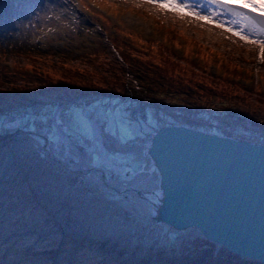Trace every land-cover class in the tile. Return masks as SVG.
<instances>
[{
    "label": "trees",
    "instance_id": "trees-1",
    "mask_svg": "<svg viewBox=\"0 0 264 264\" xmlns=\"http://www.w3.org/2000/svg\"><path fill=\"white\" fill-rule=\"evenodd\" d=\"M5 2L8 3L6 11ZM27 2L30 0H0V123L6 117H27V121H31L33 116L44 117L47 109H53L57 105H62L61 117L65 109L81 102L89 105L92 101L109 96H117L125 101L128 93L126 71L117 61H110L108 55L106 57L102 37L91 23L93 18L108 26L105 32L107 38L118 52L121 62L142 86L141 93L147 102L161 94L182 95L187 101H193L198 96L207 98L211 95L220 96L224 92L243 99L256 93L258 103H264L261 90L255 86L243 89L237 82H245L249 76L248 71L240 74L236 65L216 56L217 53L212 50L191 40L192 43H183V47L184 50L191 49L197 55L196 60L183 54V61H180L170 47L172 42L179 41L176 34L178 32L160 22L153 25V31L163 35L165 41H168L167 46L161 42L153 44L150 35L134 36L129 32L125 33L126 30L133 32L125 23H120L123 34L121 41H118L120 28L107 19L109 13L101 14L85 0H79L85 8L84 11L81 10L85 15L73 11L72 15L63 19L59 33L52 34L43 43H37L34 37L36 27L32 29L30 24L33 21H29L33 16L26 18L33 12L26 6ZM92 2L95 3L93 0ZM16 7L24 18L20 23L14 20ZM88 9L95 12L91 13ZM105 9L115 14L114 11ZM99 27L105 29L101 24ZM22 57L26 61L21 62ZM9 58L13 60L12 63L8 61ZM211 63L219 66L222 72L211 74L208 69ZM27 129L11 134H6L5 129L0 130V160L9 164L6 165L8 169L23 174V182L29 183L33 197L30 212H41V216L36 220L31 216L26 218L23 210L16 209L17 214H20L18 223L8 233L2 235L0 232V264H75L77 259L81 264H137L132 259L113 258L114 251H132L134 255L140 256L143 254L141 245L124 239V233L117 234L114 238L100 237L90 231L78 233L72 229L76 226L73 220H68L64 226L56 215L48 211L60 204L62 198L58 195L46 197L44 193L40 194L31 185L32 177L42 179L48 172H58L59 169L62 171V168L49 158V164L37 166L24 162L23 153L28 151L26 144L28 139L32 140ZM66 172L67 180L62 185L66 199L71 201L83 196L86 188L89 191L90 185L81 184V174ZM7 175L8 173L4 176ZM77 205V208L84 211L90 207L88 204L84 205L83 200ZM153 232L154 228L151 226V231L145 236H150ZM150 238L149 241L154 239ZM92 239L95 242L109 243L113 247L112 251H102L103 246L95 247L91 243L93 241L89 242Z\"/></svg>",
    "mask_w": 264,
    "mask_h": 264
},
{
    "label": "rangeland",
    "instance_id": "rangeland-1",
    "mask_svg": "<svg viewBox=\"0 0 264 264\" xmlns=\"http://www.w3.org/2000/svg\"><path fill=\"white\" fill-rule=\"evenodd\" d=\"M85 1L101 14L109 13L106 16L107 19L115 27L120 28L118 29L120 30L117 37L118 41H121V34H123L121 31L123 26L120 23H125L133 31L126 30L125 33L129 32L134 36L136 34L150 35L153 44L161 42L167 46L168 41H165L163 35L153 31V25L160 22L178 32L176 34L179 41L172 42L170 47L175 56L181 59L180 61H183V54L196 60L197 55L191 49L184 50L183 47V43H192L191 40H194L199 45H203V48L217 53L216 56H220L221 59H226L236 65L240 74L248 71L249 76L245 79V82L237 81L243 86V89L255 86L264 94V59L260 58L259 50L253 45L244 43L231 33L225 32L223 28L216 27L214 24L201 21L183 12H177L166 7H154L145 3L144 0H93L95 3L92 0ZM187 2H191V0H187ZM200 2L203 3L204 0H200ZM26 6L33 11L32 15H28L26 18L33 16L29 19V21H33L30 26L32 29L36 27L35 33L42 40L59 29L63 16L65 17L75 9L77 11H80V8L82 11L85 10L79 0H30ZM104 7L114 11L115 14L110 13ZM5 8L8 9L6 5ZM88 10L91 13L95 12L92 9ZM16 13H19L17 18ZM23 19L20 9L16 8L14 10L15 22L20 23ZM221 19L227 20L229 18L222 17ZM92 23L103 25L104 32H107L108 26L103 22H99V19L93 18ZM43 28L46 29L39 31ZM95 28L101 34V42L104 43V49L108 52V54L106 51L104 52L106 57L108 55L110 61H117L121 67L127 69L120 61L121 58H118L113 50L111 42L106 40L103 31L97 26ZM178 44H181V46ZM188 51L190 53H187ZM8 61L13 62L10 58ZM20 61L24 62L26 58L22 57ZM208 69L211 74L222 72L220 67H216L214 63H211ZM128 73L131 72L128 70ZM125 78L128 87H131L132 80L138 86L139 93H137V99L135 100H139L140 103L138 104L139 107L142 106V111L138 109V112H136L138 114L136 121L144 122L143 130H149L162 124H181L196 129L226 134L235 138L259 139V142L264 143V103H258L256 93H252L243 99L223 92L220 96L211 95L207 98L198 96L194 99L196 101L190 99H188L190 101H187L181 93V96L161 94L151 102H147V99L141 93L142 86L136 77L125 74ZM103 100L105 101V99ZM129 103L131 102L129 101ZM82 104L84 103L81 102L68 107L61 116L78 111ZM88 107L99 108L101 111L105 110L103 102L98 100L92 101L91 104L87 105ZM49 111L52 113V109H49ZM29 113L30 111H27V115ZM51 113H46L50 121ZM26 118H21L23 120L21 125L12 130L6 129L4 122L0 123V130L5 129L6 134L14 133L18 129L25 130V128H28L32 140L28 139L26 144L28 151L25 150L23 153L24 162L32 163V166L49 164L47 159L51 157L63 160L66 163L73 162L81 166L90 165L89 156L85 153L82 154L75 147L76 138H71L66 147L56 148L54 145L46 144L43 139H40L46 128V125L41 124L42 117L33 116L31 121H27ZM138 150L140 160L136 167H132V174H128L126 177L125 175L108 177L110 181L108 184L130 187L122 192H110L111 190L101 182V177L97 171H90L88 175H82L81 184L90 185L91 187L89 191L86 188V193L83 196L80 195L71 201L66 199V194L63 196L65 189L62 188V185L67 180V173L61 171V169L58 170L60 174L58 172H48L42 179L32 177L31 185L40 194L44 193L46 197L58 195L62 198L60 204L55 205L48 211L56 215L64 226L68 220H73L76 223V226L72 227L74 231H78V233L90 231L106 238H114L115 235L124 233L126 235L124 239L130 240L132 243H138L143 248L144 256L143 254L142 256L134 255L132 251H114L113 258L132 259L137 264H249L246 261H241L236 256H231L220 246L208 244L194 229L179 233L162 225L154 226L146 219L148 205L132 189L149 194L154 190L155 178L154 174L143 166L140 146H138ZM6 165L9 166L8 163L0 160V187L2 189L0 193V232L2 235L8 233L7 231H10L18 223L20 218V214H17L18 210H23L26 218L31 216L32 219L36 220L41 216V212H30L33 207L31 203L33 197L31 196L29 183L23 182V174L8 169ZM92 166L100 167L105 173H108L107 166L99 164L97 160L95 165ZM7 173L8 175L4 176ZM91 184L94 185V188ZM82 200L84 205H90L86 211L77 208V204H81ZM66 204L69 206L66 207ZM24 214L22 213V215ZM151 226L154 228L153 234L145 236L151 231ZM150 237L154 239L149 241ZM89 242L97 248L103 246L102 251L106 249L110 252L113 249L112 245H108L109 243L104 241L95 242L92 239ZM138 251H140V248ZM75 264H81V261L77 259Z\"/></svg>",
    "mask_w": 264,
    "mask_h": 264
},
{
    "label": "water",
    "instance_id": "water-1",
    "mask_svg": "<svg viewBox=\"0 0 264 264\" xmlns=\"http://www.w3.org/2000/svg\"><path fill=\"white\" fill-rule=\"evenodd\" d=\"M139 145L154 190H132L147 203L150 223L179 233L194 229L209 243L264 264L263 143L162 124Z\"/></svg>",
    "mask_w": 264,
    "mask_h": 264
},
{
    "label": "snow or ice",
    "instance_id": "snow-or-ice-1",
    "mask_svg": "<svg viewBox=\"0 0 264 264\" xmlns=\"http://www.w3.org/2000/svg\"><path fill=\"white\" fill-rule=\"evenodd\" d=\"M157 8H169L177 12L214 24L225 32L238 37L246 44L259 50L264 59V0H144ZM222 17H228L222 20ZM259 18V19H257ZM238 26V27H233ZM126 111V110H125ZM47 114L41 118L46 125L40 137L46 144L54 145L59 138L68 135L84 144L95 143L97 151L88 157L90 165H95L100 152L108 154L129 167L139 164L138 142L143 133L144 122L136 121L131 115L116 116V109L101 111L99 108H81L60 117V124L50 121ZM34 124V122H33ZM67 128V133L64 129ZM79 151L84 154L83 147Z\"/></svg>",
    "mask_w": 264,
    "mask_h": 264
},
{
    "label": "built area",
    "instance_id": "built-area-1",
    "mask_svg": "<svg viewBox=\"0 0 264 264\" xmlns=\"http://www.w3.org/2000/svg\"><path fill=\"white\" fill-rule=\"evenodd\" d=\"M115 108L116 110L117 109H121L122 108V104L119 100L117 99H109L108 100V104H107V109L110 110L111 112V109ZM130 112H131V116L132 117H135L136 116V111H134L133 108L130 109ZM65 130V129H64ZM64 138V137H63ZM60 140V139H59ZM61 141H64V139H62ZM92 150L91 148H88V151ZM101 155H102V162L105 163V164H108V166L116 173H124L126 171V168H124L123 166H120L118 161L116 159H114L113 157H106L105 153H103L101 151Z\"/></svg>",
    "mask_w": 264,
    "mask_h": 264
},
{
    "label": "bare ground",
    "instance_id": "bare-ground-1",
    "mask_svg": "<svg viewBox=\"0 0 264 264\" xmlns=\"http://www.w3.org/2000/svg\"><path fill=\"white\" fill-rule=\"evenodd\" d=\"M215 34H217V33H215ZM53 121H55V123L57 124V125H59L60 124V120H59V118H54V120ZM11 124L13 125V122H11ZM111 191L110 192H115L116 190H112V189H110ZM116 192H121V191H116ZM208 244H210L209 242H208ZM223 250H225L224 248H223ZM226 251V250H225ZM228 252V251H227ZM229 253V252H228ZM229 254H231V256H236V255H234V254H232V253H229ZM199 257V256H198ZM237 257V256H236ZM237 258H239V257H237ZM196 260V259H195ZM240 260L241 261H246L247 263H249V264H257V262L256 261H254V260H246V259H243V258H240Z\"/></svg>",
    "mask_w": 264,
    "mask_h": 264
}]
</instances>
